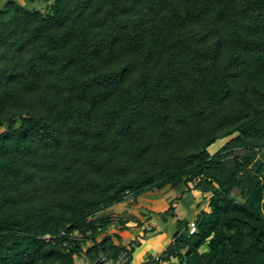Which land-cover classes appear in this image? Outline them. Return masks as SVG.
Segmentation results:
<instances>
[{
    "label": "trees",
    "instance_id": "16d2710c",
    "mask_svg": "<svg viewBox=\"0 0 264 264\" xmlns=\"http://www.w3.org/2000/svg\"><path fill=\"white\" fill-rule=\"evenodd\" d=\"M180 186L208 209L146 264H264V0H6L0 264H132L95 216Z\"/></svg>",
    "mask_w": 264,
    "mask_h": 264
},
{
    "label": "rangeland",
    "instance_id": "374dc122",
    "mask_svg": "<svg viewBox=\"0 0 264 264\" xmlns=\"http://www.w3.org/2000/svg\"><path fill=\"white\" fill-rule=\"evenodd\" d=\"M5 1L6 0H0V8ZM15 1L29 10H37L44 13L49 11L50 5L54 2V0ZM227 141H229V139L220 140L210 147V154L215 155L217 152H219ZM183 190L184 186H180L177 189L167 187L164 190H153L138 197L137 204L134 203L135 201L133 199L128 197L124 203L112 206L107 210L98 213L95 218L109 217L111 219V223L109 225L108 233L113 235L118 233L121 237H124V246H128L131 241L134 242V244L139 247L136 250V258H139V256L147 251V246H141L142 242L139 241L137 235L139 237L141 236V238H144L149 232L155 230L159 225V227L163 229L166 237L170 238L169 240H171V242L174 241L175 234H171L170 227L173 224L172 228H175L176 219H172L170 215H165L166 212L170 210L171 203L175 207L174 211L177 216L181 218H187L191 221H195V218H197L202 210L208 209L209 197L205 198L201 196L200 192L197 191H193L192 195L187 193L182 199L179 200L178 197L181 196V192ZM198 203H200L201 206H199ZM138 222L143 224L142 227L138 226ZM122 225L127 226L130 229L127 234L125 233V230H120ZM142 233L145 235L142 236ZM158 236L160 239L161 233H159ZM46 239L48 240L49 237L47 236ZM146 240L147 238L145 237V242ZM75 264L90 263L87 259L78 257L75 260Z\"/></svg>",
    "mask_w": 264,
    "mask_h": 264
},
{
    "label": "crops",
    "instance_id": "0c3cea01",
    "mask_svg": "<svg viewBox=\"0 0 264 264\" xmlns=\"http://www.w3.org/2000/svg\"><path fill=\"white\" fill-rule=\"evenodd\" d=\"M172 225L170 227V231H171V234H175L176 233L175 232V228L173 229L172 228ZM159 228L160 227L158 225V227L154 231L149 232L145 236L147 238L146 242H145V237L144 238H141V236L139 237L137 235V238L139 239V241L142 242L141 246L142 245H144V246L146 245L147 246V251H145V253H143L141 256H139V258H136V255H137L136 254V250L139 248V247H136L135 248V252L133 254L134 260H133V263L132 264H144V263L146 264L149 260H151V256L160 255L168 247V245L170 244L171 240H169L170 238H167L166 237V235L164 234L163 229H161V228L159 229ZM129 230H125V233L127 234L129 232ZM137 232H139V231H137ZM159 233H161L160 239H159V236H158ZM143 235H145V234L142 233V236ZM143 242H145V243H143ZM150 250H151V252H150ZM176 262H177V260L173 259L168 264H175Z\"/></svg>",
    "mask_w": 264,
    "mask_h": 264
},
{
    "label": "built area",
    "instance_id": "2783aa9c",
    "mask_svg": "<svg viewBox=\"0 0 264 264\" xmlns=\"http://www.w3.org/2000/svg\"><path fill=\"white\" fill-rule=\"evenodd\" d=\"M190 227V233L193 234L194 232H196L197 227H196V223L195 221H192L189 225ZM155 260L158 261L159 260V256L156 255L154 256ZM126 261V257L125 255H122L119 259L115 260L113 258H108L105 255H101L98 262L96 264H124ZM151 264H156V263H151Z\"/></svg>",
    "mask_w": 264,
    "mask_h": 264
}]
</instances>
